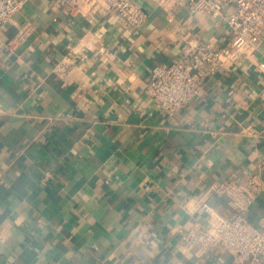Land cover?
<instances>
[{
	"label": "crops",
	"instance_id": "obj_1",
	"mask_svg": "<svg viewBox=\"0 0 264 264\" xmlns=\"http://www.w3.org/2000/svg\"><path fill=\"white\" fill-rule=\"evenodd\" d=\"M134 1L147 13L135 28L53 0H23L0 26V264H235L183 233L206 226L202 204L234 213L212 184L264 181V35L249 56L199 69L200 94L168 114L145 90L153 65L190 37L233 35L183 2ZM263 213L264 191L246 218Z\"/></svg>",
	"mask_w": 264,
	"mask_h": 264
},
{
	"label": "built area",
	"instance_id": "obj_2",
	"mask_svg": "<svg viewBox=\"0 0 264 264\" xmlns=\"http://www.w3.org/2000/svg\"><path fill=\"white\" fill-rule=\"evenodd\" d=\"M169 9L179 2L186 5L189 14H203L215 23L224 22L227 32L233 35L226 46L212 41L188 38L181 46L178 60L172 63L154 64L145 86L146 92L166 113L183 108L202 90V78L198 71L205 65L214 71L223 64L249 56L257 49L264 35V0H152ZM23 0H0V26L7 22ZM64 11L85 18L97 11L111 12L126 28L139 27L147 17L142 6L134 0H53ZM228 8L225 13L224 8ZM17 40V37L14 38ZM62 66L58 64L60 69ZM264 73V65L261 66ZM264 97V84L260 89ZM264 170V163L261 165ZM3 170L0 169V183ZM209 192L226 195L234 213L222 216L213 208L202 204L207 212L206 226L191 225L184 233L186 246L198 245L202 251L213 246L227 250L235 264H264V213L256 223L246 218L253 199L264 191V181L253 176L232 177L212 184ZM193 208L195 206L193 205Z\"/></svg>",
	"mask_w": 264,
	"mask_h": 264
}]
</instances>
